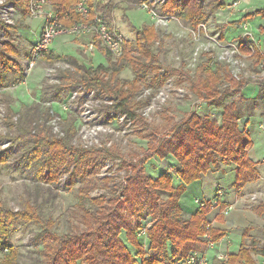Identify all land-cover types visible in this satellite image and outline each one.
Here are the masks:
<instances>
[{"label": "trees", "instance_id": "16d2710c", "mask_svg": "<svg viewBox=\"0 0 264 264\" xmlns=\"http://www.w3.org/2000/svg\"><path fill=\"white\" fill-rule=\"evenodd\" d=\"M10 1L16 4L24 17L29 16V0ZM79 1L51 0L64 25L73 27L81 20V14L76 9ZM128 1L84 0L89 12L92 15L99 14L111 32L117 31L115 10ZM217 1L212 6V12L226 7L225 0ZM132 2L134 7H140L143 2L151 5L149 0ZM158 12L162 16L182 20L194 28L203 24L208 15L205 0H166ZM257 16L264 17V7L245 13L238 22L253 20ZM17 28L31 27L27 23L6 24L0 18V31H3V35L8 36L10 29ZM133 32L134 39H124V53L118 60L99 40L95 41L108 65H95L91 61L86 64L75 55L57 53L50 49L45 56L47 61H64L74 70H62L58 77L59 83L46 86L40 101L62 102L77 89L96 88L114 99L113 104L107 106L109 109L136 117L135 94L149 80L156 85H164L166 77L161 73L159 53L153 49L158 38L155 26H133ZM238 46L244 52L254 51L259 54L256 44L243 38H240ZM2 48L0 89L26 79L16 59L19 55L18 47L7 39ZM126 66L133 69L135 76L122 80L118 75ZM196 74L195 78L189 77L191 91L199 99L223 109L220 122L193 111L180 121L172 120L167 133L159 135L158 132H152L146 135L149 139L148 147L141 157L138 154V162L122 161V167L129 173L121 185L115 186L113 195L107 197L101 194L91 199L95 207L85 211L84 229L60 234L55 231L56 221L51 216L43 217L34 205L27 203L16 209L0 198V264H19L18 249L12 239L17 226L22 223L35 224L41 228L44 264H186V259L198 244L205 242L202 239L203 226L212 222L208 215L212 211L211 200L214 197L206 200L195 213L186 214L180 197L187 185L201 179L209 171H224L225 167L232 165L235 171L233 185L237 188L257 180L260 174V161H254L249 155L253 141L249 132L239 123L246 115L245 109L238 100L229 103L221 100L223 92L241 93L247 81L236 79L230 71L225 70L223 64H217L214 68L202 67ZM263 90L260 86L259 94L264 96ZM248 108L252 112L253 107ZM31 109L29 107L28 111H22L17 129L10 136L15 145L26 146L20 155L26 176L39 183L58 184L59 178L71 171V185L81 180L84 185L80 191L87 194L91 186L97 185L98 174L104 166V161L98 157H111V153L73 143L77 132L75 116L70 115L65 119L64 135L58 136L45 123H39ZM138 117L143 118L139 114ZM154 157L162 160L173 157L175 163L159 176L153 177L143 170V166ZM6 159V153H0V162ZM172 171L180 177L181 183L178 186L175 185ZM67 178L70 180V175ZM105 178L109 179H102ZM164 193L168 194L166 198L163 197ZM257 211L264 212V203L258 205ZM143 227H147V247L138 237ZM252 229L251 225L244 230L243 241L237 252L229 253L226 258L214 256L212 264H258L252 254L264 255V243L250 236ZM211 233L218 242L225 235L224 230L214 226ZM248 237H251L250 243H247Z\"/></svg>", "mask_w": 264, "mask_h": 264}, {"label": "rangeland", "instance_id": "374dc122", "mask_svg": "<svg viewBox=\"0 0 264 264\" xmlns=\"http://www.w3.org/2000/svg\"><path fill=\"white\" fill-rule=\"evenodd\" d=\"M81 1L87 7L90 17L101 18L99 14L92 15L84 0H80L79 3ZM149 1L151 5L148 8H141L132 6L133 2L129 0L120 4L121 8H117L114 12L115 30L124 39L135 38L133 26L140 28L145 25H154L158 31V38L154 42L153 49L159 53L161 73L166 77V81L164 85L159 86L149 80L135 94L136 117L109 109L107 106L111 104L105 101L104 93L96 88L77 89L62 102L40 101L42 91L46 86L59 83L58 77L62 70H74L64 61L51 63L45 57L40 59L28 73H24L26 75L24 81L0 89V153H6L7 157L5 162H0V198L16 209L22 208L27 203L34 205L43 217L51 216L56 221L55 231L60 234L85 228L83 215L86 210L95 207L91 199L101 194L107 197L113 195L115 186L121 185L125 175L129 173L122 167V161L137 160L138 162L144 149L148 147L149 139L145 137L146 135L152 132H158L159 135L167 133L173 122L182 120L193 111L212 120L221 121L223 109L199 99L191 91L189 77L195 78L198 74L196 72L202 67L214 68L217 64H223L225 70L232 73V64L218 58V53L222 50L225 51L228 48L240 50L239 60L246 64L242 67L240 77L247 81V85L241 93L223 92L221 100L224 103L237 100L241 102L246 115L239 123L242 128L245 123H248V129L251 130L249 135L253 144L255 143L256 153L260 156L259 158L264 156V97L259 94V87L264 83V74L260 67L262 52H264V17L257 16L253 20L238 22L245 13L264 7V0H225L226 7L215 12L211 9L218 1L205 0V10L208 15L198 28L177 18L160 15L158 9L166 0L164 2L162 0ZM237 1L239 4H235ZM31 18L33 17L30 15L24 17L17 7L13 24L27 23L32 27L30 26V29H10L8 36L0 31V50L3 49V42L10 39L18 47L19 55L16 59L23 72L24 64L30 60L34 41L38 39L43 25V19ZM163 18L170 20L168 25L162 24ZM62 36H69L66 37V42L82 44L79 48L76 47L77 50L72 52L74 54L71 53L81 62L89 64L91 61L95 65L99 63L108 65V61L100 50L96 49L91 55L84 50V46L97 40L93 34L80 36L62 34L58 36L59 39L62 40ZM240 38L255 43L259 54L242 51L238 46ZM54 48L57 51L62 50L58 44ZM134 76V71L130 66H126L118 75L122 80L132 79ZM93 90H96L95 95L93 94L94 101L92 99L88 102L91 110L88 112L85 111L84 106L89 98L88 94L90 95ZM75 92H77V97L74 99L71 95ZM250 106L253 107L252 112L248 108ZM29 107H32L31 111L36 114L38 122L45 123L54 134H56L53 124L55 120L61 129L67 117L75 116L77 132L73 143L77 146L101 149L103 152L111 153V157H98L100 161H104V166L98 174L97 185L91 186L87 194L80 191L81 186L84 185L81 180L78 179L74 185H71V171L65 173L66 177L70 175V180L63 175L59 178L58 184L39 183L26 176L27 172L20 163L21 152L26 146L15 145L10 136L17 129V122L22 111H28ZM138 114L143 118L138 117ZM245 129L249 132L247 126ZM172 163H175L173 157L165 160L154 157L146 163L145 167L143 166V170L157 177L163 170L173 165ZM258 168L259 178L249 182L253 184L248 185V183L243 187L244 190L238 188V192H232L236 200H239L241 195L244 201H253L250 204H255L254 209L259 201H264V194L255 193L264 189L263 161H260ZM227 172L218 175V178L226 188L233 189L234 181L232 180H235V172L231 173L229 170ZM172 173L175 185L178 186L181 183L180 177L175 171ZM103 177H109V179H102ZM204 178L206 181H212L210 175ZM206 190L204 203L214 196L210 188ZM167 195L164 193L163 197L166 198ZM253 221L257 222L260 228L264 225L262 219L248 220L250 223ZM245 227L246 225H243V228ZM257 234L262 236L263 231L259 230ZM138 237L147 247L146 234L139 231ZM12 241L18 249L19 264H44L43 233L38 225L19 224ZM250 242L251 238H248L247 243ZM198 248L196 247L195 251H199ZM133 252L135 253V249ZM1 258L0 254V260ZM255 259L258 264H262V258L257 254Z\"/></svg>", "mask_w": 264, "mask_h": 264}, {"label": "built area", "instance_id": "2783aa9c", "mask_svg": "<svg viewBox=\"0 0 264 264\" xmlns=\"http://www.w3.org/2000/svg\"><path fill=\"white\" fill-rule=\"evenodd\" d=\"M163 2L165 0H162ZM235 4H239L238 1ZM150 4L143 2L140 7L148 8ZM77 10L81 14V20L76 23L73 27H68L64 25L57 15V10L52 6L51 0H29V15L35 18L43 19V25L41 34L38 40L34 43L30 60L24 64V72L28 73L34 65L42 58H44L47 52L51 49L53 41L62 34H72L75 36L80 35H91L93 34L97 40L101 41L102 45L105 46L114 58L122 57L124 53V38L117 32H111L108 26L100 17H90L88 14V9L85 4L81 1L77 5ZM17 11V6L14 2L9 0H0V18L6 24L15 23V14ZM168 18H163L161 20L162 24L168 25ZM97 49V44L95 42H90L84 46V50L87 53L93 54ZM254 53V51H252ZM240 50L233 48H228L227 50H222L218 53L219 60L232 64L233 66V76L240 80L243 79L240 77L242 67H245V62L239 60ZM260 67L263 70L264 74V52H262ZM69 65V64H68ZM264 88V83L261 85ZM96 90H93L89 98L85 102V111H91L88 105V102L94 98ZM94 94V95H93ZM163 94V92H162ZM75 99L77 97V92L73 95ZM264 97V96H263ZM105 101L107 103L113 104L114 99L108 95H105ZM94 101V99H93ZM65 108H67L65 106ZM53 113V111H51ZM54 114V113H53ZM55 133L58 136L64 135L63 128H59L57 121H54ZM9 143V142H7ZM67 179L66 175H64ZM227 188L221 183L218 182L215 186L214 197L211 200V209H215L220 206L223 198L226 195ZM213 227L212 222H207L203 226L204 233L202 239L205 241V245L208 249H216L218 246V241H215L212 237L211 229ZM147 227H143L140 230V233H146ZM228 254L217 251L215 256L219 258H226ZM262 258L261 263L264 264V255L257 254ZM254 258L256 254H253ZM211 262L210 257L207 252L202 251H193L186 259V264H209Z\"/></svg>", "mask_w": 264, "mask_h": 264}, {"label": "crops", "instance_id": "0c3cea01", "mask_svg": "<svg viewBox=\"0 0 264 264\" xmlns=\"http://www.w3.org/2000/svg\"><path fill=\"white\" fill-rule=\"evenodd\" d=\"M31 19H37V18L33 17ZM39 36L37 38H39ZM60 37H57L52 43L51 49L53 51L60 52L63 54H71L73 51L77 50L76 47L79 48V46H82V44H79V43L77 44V43L66 42L67 41L66 37H69V36H66V37L62 36L63 37L62 40L59 39ZM57 44L61 47L62 49L61 51H57L54 48ZM260 125L261 124H259V128H261ZM240 126H241V123H240ZM246 126L248 129V123H245L244 128ZM248 130L250 133L251 130L250 129ZM254 144L249 150L250 157L254 161L264 162V156L262 158H259L260 156L256 153ZM228 170L231 171V173H233L234 166L233 165L227 166L225 167L224 171H216V170L209 171L206 174H204V176L201 179L196 180L190 185H187L186 191L180 197V203H181V206L184 212L189 215L195 213L196 210L204 203V200H205L204 196L206 195V191H207L206 189L210 188V190L214 192V187L216 183L220 181V179L218 178V175H222ZM209 175L212 176V181H206V178H204L205 176H209ZM232 181H235V180H232ZM250 184H253V183H249L248 185ZM242 189L244 190V188ZM233 191L236 193L239 190L234 185H233V189L228 188V191L221 205L218 206L216 209H213L208 215V219L212 221L213 226L215 228L222 229L225 231L224 237L218 242V246L216 247V249H208L205 243L203 242H201L197 246L199 247L198 248L199 251L208 253L211 262L217 251H221L226 254L234 253L233 251H238L243 241L244 230L248 226H251V225L253 226V229L250 232V236L256 237L262 243L264 242V225H262V227L260 228L257 222L256 223L254 221L251 223L248 222V220L250 219H255L257 221L262 219L264 223V212L259 213L257 211L258 205L260 203H264V201H259L258 205L254 209L253 206L255 204H250L253 201H244V198L241 195H240L241 198L239 200H236V196L233 195L232 193ZM255 193L264 194V189L260 191H256ZM243 225H246V227L243 228ZM259 230L263 231L262 236L261 234H259L260 236L257 234ZM251 237H248V238H251Z\"/></svg>", "mask_w": 264, "mask_h": 264}]
</instances>
